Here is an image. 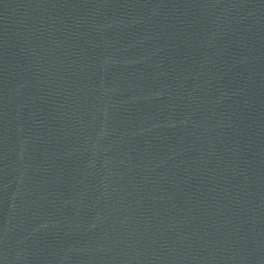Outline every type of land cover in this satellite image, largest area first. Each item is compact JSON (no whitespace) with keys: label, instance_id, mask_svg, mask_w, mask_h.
<instances>
[{"label":"water","instance_id":"95a60500","mask_svg":"<svg viewBox=\"0 0 264 264\" xmlns=\"http://www.w3.org/2000/svg\"><path fill=\"white\" fill-rule=\"evenodd\" d=\"M0 264H264V0H0Z\"/></svg>","mask_w":264,"mask_h":264}]
</instances>
